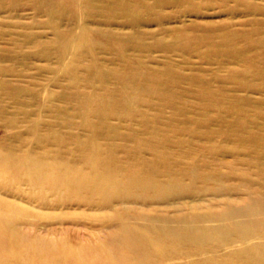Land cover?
<instances>
[{"label": "rangeland", "instance_id": "1", "mask_svg": "<svg viewBox=\"0 0 264 264\" xmlns=\"http://www.w3.org/2000/svg\"><path fill=\"white\" fill-rule=\"evenodd\" d=\"M144 1L146 5L154 2ZM28 4L29 0H25L13 13H6L5 7L0 8V55L3 56L0 59V70H8L4 74L0 73V82H7L12 89L25 90L15 97L6 92L0 94V105L4 108V115L0 116V153L15 156L17 162L28 156L29 152L25 151L28 147L33 150L37 159L43 156V147H39L35 139L37 136L45 140L43 145L50 149L51 157L60 148L57 139H62L63 151L65 148L73 149L77 139L85 141L89 134L90 128L83 126L82 116L75 113L80 105L72 96L77 93L98 94L102 91L101 87L94 79L92 83L83 79L75 82L65 76L67 74L61 67H84L90 61V54L105 67H116L112 63L115 53L101 49L100 45L78 52L73 49L60 66L59 43L55 41L53 29L47 24V16L37 15ZM192 5L199 14L191 11L193 7L187 8L167 0L166 5L157 9L162 12V23L150 19L146 13L143 15L135 6L127 10L126 16L117 9L115 20L108 19L107 9L97 15L93 14V22L86 24L93 31L112 30L117 35H123L131 33L133 29L138 30L145 33L143 40L148 46H152L155 39L169 44L172 41L176 45L179 41H175V37L178 36H209L208 40L196 42L190 48L171 52L156 47L139 51L140 48H136L132 42L129 43L126 55L132 61L139 60L149 68L161 71V76L168 68L164 64L169 63L178 80H182L181 75L184 74L200 77L205 82L191 87L189 81H180L176 90L184 96H180L178 103L172 104V109H165L167 105L161 99L151 98L145 101L132 94L130 101L133 112L137 113L134 114L135 117L131 119L127 114L123 119L112 117L108 121L110 128L99 123L98 117H93V129L107 134L98 136L99 143H106L107 149L114 147L113 152L109 151L102 159L104 164H111L113 160L110 156L120 159L124 155L121 149L123 144H127L128 149L135 150L139 146L145 149L150 142V131L158 128L154 117L165 110L159 123L166 125L159 126L160 136L156 142L169 143L171 147L166 148L167 153L171 152L174 158H179L182 152L185 155L194 152V159L185 158L183 167L194 164V161L199 166L207 165L218 171V176L208 185L199 178L194 183L184 179L183 191L174 195L168 190L158 191L151 187H138L134 191L104 190L100 194L81 187L76 194L68 190V187L55 190L40 176L22 174V177L21 171L18 172L16 168L10 172L6 166L1 167L0 215L9 221L8 233L4 234L7 237L6 244L2 245L1 250L6 254L12 250L13 254L1 259L0 264H213L205 263L197 256L166 260L136 258L132 256L131 249H127L128 244L124 237L119 235L121 227L118 225L123 218H128L133 223L130 227L139 229L136 219L140 216L166 219L173 224L185 217L218 216L231 206L242 204L243 199L257 198L264 194V176L258 175L259 168L264 170V162H258L260 167L248 162L251 157L246 149L250 146L246 144L238 151L234 140L242 129L233 130V126L237 127L236 123L240 120L237 117H241V124L246 122L242 124L246 127L245 135L256 134V143L252 147L264 145V140H260L264 137V84L263 80L254 76L252 68L248 67L250 64L264 67V48L255 47L252 51L243 52L247 40L239 37L253 28L264 31V0H194ZM134 18L139 19L133 25ZM5 22H9L8 25ZM56 24L60 30L74 28L64 20H58ZM181 29L185 30L179 33ZM230 31L238 34L235 37V47H226L228 53L225 51L223 54H211L208 42L213 44L220 40L224 32L226 34ZM146 33L152 37L145 36ZM25 35H30L31 39L27 40ZM260 36L264 37V33L256 37ZM37 41L50 44L47 53H51L50 56H42V52L35 45ZM90 41L91 38L87 37L85 40L80 39L79 43L87 46ZM236 52L243 54L237 57ZM232 54H235L234 57ZM79 75L82 76V73L79 72ZM207 83L212 85V91L219 94L207 104L208 110H205L206 103H201L196 97L201 95L200 86ZM84 103L86 106L83 112L93 110L92 101ZM125 106L128 107L127 103H118L122 110ZM178 109L188 113L185 117L193 119L194 122L190 125H180L181 122L175 123L177 125L169 123L171 112ZM185 117H181L182 123ZM7 120H11V125L9 122L6 126ZM143 121H146L148 130L143 127ZM196 121L202 122L199 127L195 126ZM112 127L119 133L129 134L130 138L117 136ZM97 152L93 148V157L97 156ZM83 155L91 157L92 152L80 153L73 150L65 158L69 161L75 156L79 162L83 160ZM146 157L150 158L148 154ZM48 161L51 162V159L48 158ZM79 166L80 170L76 171V175L81 169L82 172L90 170L88 163L82 162ZM160 180L164 182L166 178L160 177ZM113 183V190L122 187L119 179ZM251 185L253 188H250ZM121 197H126V201L123 202ZM209 223L217 225L216 222ZM235 237L237 235L233 238ZM216 242L217 240L214 244ZM160 246L161 244L156 248L159 249ZM237 248H223L221 252H233ZM35 252L39 254L33 257ZM105 252H113L116 256L110 258ZM125 254L127 258L123 257ZM146 259L149 260L145 261Z\"/></svg>", "mask_w": 264, "mask_h": 264}, {"label": "bare ground", "instance_id": "2", "mask_svg": "<svg viewBox=\"0 0 264 264\" xmlns=\"http://www.w3.org/2000/svg\"><path fill=\"white\" fill-rule=\"evenodd\" d=\"M24 1L25 0H0V8L2 9L5 7L6 13H13L15 8L22 5ZM168 1L180 3L183 6H187V8L193 7L191 11L199 14L197 8L192 5L194 0ZM166 4L167 0H154L151 5H149V3L146 5L144 0H29L28 5L32 7L34 13L37 15L45 14L47 16V24L53 29L55 41L59 43L58 64L60 66L62 65L61 63L66 60V55L73 51V49L76 50L74 52H78L81 49H92L100 45L101 49L110 50L112 53H115L116 57L112 63L116 65V67H105L103 64L98 63L97 58L93 57V54H90V61L84 67H79L77 65L73 67H61L62 71L67 74L65 76H68V78H71L73 81L77 82V80L83 79L87 83H92L94 79L101 87L102 91L98 94H94L93 92L90 94L77 93L72 96V98L77 100L80 105L75 113L82 116V125L90 128L86 140L80 141L77 139L73 149L65 148L62 151V148H64L62 139H57L60 148L54 152V156L50 157V149H47V147L43 145L45 144V140H42L37 136L35 137L36 142L39 143V147H43L42 149L44 152L40 159H37V157L34 156L33 150L29 149V147L25 151L29 152L30 155L28 154L27 157H22L19 160L17 159L18 162L16 161L15 156L0 153V168L6 166L10 172L15 171L16 168L18 172L21 171V175H33L34 177L40 176L42 180H46L50 183L51 188L59 190L68 187V190L76 192V194L77 191H80L81 187H84L95 194H100L104 190L134 191L135 189H138V187H151L158 191L168 190L170 194L174 195L183 191L182 183L184 179H189L191 183H194V180L199 178L205 185H208L215 176L217 177L218 171L207 167V165H204L203 167L199 166L194 161H192L194 164L183 167V160L185 158L194 159L196 156L194 152L189 155H185L182 152L179 158H174L172 157L171 152L167 153L166 148L171 147L169 143H167V145L165 142H156V139L160 136L159 126L166 125L159 123L165 110L159 116L154 117V123L158 125V128L150 131V142H147L148 144L145 149L141 146H139V148L135 147V150L128 149L126 148L127 144H123L121 145V149L124 155L120 159H117L116 157L114 158L112 155L110 156L111 160H113L111 161V164H104L102 161L109 151L113 152L114 147L107 149L106 143L101 144L98 142L99 139L97 138L99 135L107 136V134L102 133L97 129H93V117H98L99 123L105 124L107 128H110L108 121L112 117L115 118L117 116L118 118L123 119L127 114V117L132 119L135 117L134 114H137L136 112H133L131 106L132 104L130 100L132 94L138 95L140 99L143 98L145 101H149L146 99L151 98L161 99V101H164L167 105V108L165 109H172V104H175V102L178 103V99H181L180 96H184L181 92L176 90V88L179 87L180 81H189L188 83L191 87L204 81L200 77L184 74L181 75L182 80H178L176 77L177 74L172 72L170 68L172 66L169 63L164 64V66L168 68L163 73V76H161V71L149 68L147 64L140 63L139 60L132 61V59L126 55L128 50L127 45L132 42L136 48H140L139 51H146L150 47H156L163 48L166 52H171L176 49L184 50L185 47L190 48L191 45H196L206 39L208 40L209 36L201 35L189 38L188 36H178L175 37V41H179L176 45H174L172 41L169 44L165 43L166 41L163 42L155 39L153 45L148 46L143 40V35L145 33L139 32L138 30L133 29L129 34L117 35L112 30L95 29V31H93V28L88 27L86 24L89 21L93 22V14L97 15L100 11H105V9H107L108 19L115 20L117 16L116 11H118L117 9L120 10L118 12L125 15L127 10L132 6L137 7L139 12L142 11L143 15L146 13V16L150 17V19H153L155 22L162 23V12H159L157 9ZM138 15L140 14H137V16ZM138 19L139 18L135 20L134 18L132 20L133 25ZM58 20H64L73 25L74 28L60 30L56 24ZM8 23L9 22H5L6 25H8ZM253 24L262 23L253 22ZM184 30L185 29H181L179 33L184 32ZM263 33L264 31H262V29L253 28L246 33L240 34V39L247 40L243 52L252 51L255 47L263 49L264 37H256L258 34L262 35ZM147 35L152 37V35L146 33L145 36ZM237 35L236 32L230 31L226 34L224 32V34L221 35L220 40L215 41L213 44L208 42L210 53L223 54L225 51H228L226 47H235L237 44L235 37H238ZM25 37L27 40L31 39L30 35H25ZM87 37L91 38L90 43L87 46L80 45L79 40H85ZM35 45L42 52V56L48 57L51 55V53H49V55L47 54L50 44L37 41ZM16 47L19 46L17 45ZM242 54L243 53L241 52H236V55L232 54V56L234 57L235 55L240 57ZM1 57L3 56L0 55V59ZM13 58L15 59L16 57ZM27 58L29 57H26V59ZM248 67L252 68L254 71L253 73H255L254 76L263 80L264 84V73H262L264 67H255L252 64L248 65ZM7 71V69H2L0 70V73L4 74ZM79 72L82 73V76L79 75ZM200 87L201 95L196 97V100L201 103H206L205 110H208L207 104L217 98L216 96L219 93L212 91V85H209L208 83L203 84V86ZM24 91V89H12L7 82L5 84L4 82H0L1 95L6 92L9 96L11 95L12 97H15L18 93ZM195 94L198 93L195 92ZM84 101L93 102L92 111L88 110L87 112H83V108L86 106ZM120 102L127 103L129 108L125 106L126 108H123L122 110L118 107V103ZM3 112L4 108L0 105V116L4 115ZM171 114L172 115L168 120L171 124L173 123L174 125H177L175 123L181 122L180 125H190L194 122L193 119L185 117L188 113H184L181 109L174 110ZM181 117L186 118L183 121L184 123H182ZM237 118L240 120L236 123L237 127L233 126V130H236L237 128L242 130L238 131L239 135L236 137L237 139L234 140V142H236L235 147L239 151L242 146L248 144L250 147L246 149V152L249 157H251V160L248 162L250 164H257L260 167L258 162H264V145L258 148L252 147L256 143V134L245 135L246 127H243L242 124H246V122L244 121L241 124L242 118ZM10 121H6V126ZM143 122V127L147 129L148 126H146V121ZM195 123V126L199 127L202 122L196 121ZM32 127H34V125H32ZM186 127L187 126H184V128ZM111 129L117 136L123 135L124 139L130 138L129 134L119 133L113 127ZM93 134L95 135L93 136ZM261 139L264 140V137L260 138V140ZM93 148L98 151L96 157H93ZM66 150H68V153H66ZM73 150L80 153L89 151L92 152V156L83 155L81 156L83 160L79 162L77 158L73 156L72 160L67 161L65 155H70ZM145 151L146 153L144 154ZM147 154L150 158L146 157ZM48 158L51 159V162H47ZM68 162H70V164H68ZM82 162L88 163L90 170L89 172H82L83 170L81 169V172L76 175V171L80 170L79 165H81ZM258 175L260 177L264 176V170L262 168H259ZM160 177H165L166 180L161 182ZM116 179L120 180L122 187L113 190L115 187L113 182ZM82 182L83 184H80ZM250 188H253V186L251 185ZM185 192L188 191L185 190ZM121 198L123 202L126 201V197ZM136 220L139 229L130 227V224L133 225V223L128 218H123L118 223L121 227L119 235H121V238L124 237V240L128 244L127 249H131L132 256H135L136 258H156L158 260H166L174 258L187 259L191 256H197L205 263L209 262L213 264H264V194L262 196L259 195V197L257 196V198L243 199L242 204L233 207L231 206L226 212L218 216L206 215L205 217L196 218L185 217L174 224L166 219L162 220L159 218H147L143 216L137 217ZM209 222H216L217 225H212ZM7 223H9L7 218L0 215V260L13 254L12 250H9L7 254L1 250L3 248L2 245L6 244L5 240L7 237L4 234L8 233ZM235 235H237V237L233 238ZM215 240H217V244H214ZM12 244L11 241V245ZM159 244H161V246L158 249L156 247H158ZM226 246L227 248H225ZM228 247L229 249L230 247L238 248L234 249L233 252H221V249H228ZM155 249L157 251H155ZM35 254L36 252L33 257H36L39 253ZM105 255H108L110 258L116 256L113 252H105ZM108 257L106 258L108 259ZM123 257H126V254L123 255ZM214 257H217V259H214ZM37 258L40 257L37 256ZM47 259L49 260V258ZM148 260L146 259L145 261Z\"/></svg>", "mask_w": 264, "mask_h": 264}]
</instances>
